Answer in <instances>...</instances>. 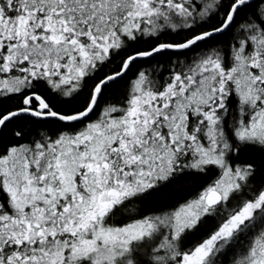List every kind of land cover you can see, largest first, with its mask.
I'll return each instance as SVG.
<instances>
[{"label": "snow or ice", "instance_id": "snow-or-ice-1", "mask_svg": "<svg viewBox=\"0 0 264 264\" xmlns=\"http://www.w3.org/2000/svg\"><path fill=\"white\" fill-rule=\"evenodd\" d=\"M0 264H264V0H0Z\"/></svg>", "mask_w": 264, "mask_h": 264}]
</instances>
